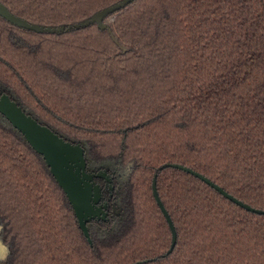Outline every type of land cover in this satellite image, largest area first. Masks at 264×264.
<instances>
[{
  "label": "trees",
  "instance_id": "16d2710c",
  "mask_svg": "<svg viewBox=\"0 0 264 264\" xmlns=\"http://www.w3.org/2000/svg\"><path fill=\"white\" fill-rule=\"evenodd\" d=\"M42 25L70 24L119 0H0ZM61 34L0 17V84L95 159L128 168L125 221L92 244L42 157L0 121L5 264H264V0H136ZM124 49V50H123ZM174 224L172 252L168 223Z\"/></svg>",
  "mask_w": 264,
  "mask_h": 264
},
{
  "label": "water",
  "instance_id": "95a60500",
  "mask_svg": "<svg viewBox=\"0 0 264 264\" xmlns=\"http://www.w3.org/2000/svg\"><path fill=\"white\" fill-rule=\"evenodd\" d=\"M135 1L136 0H119L96 11L83 20L57 26L29 22L12 13L2 2H0V17L19 28L36 33L49 34H61L96 24L99 30H107L113 40L117 43V39L114 37L109 24L105 20L109 15L123 10ZM0 115L14 130L20 133L30 147L42 157L51 175L65 193L68 202L73 209L79 228L87 238L89 244H92L87 223L92 218L98 217L100 211L99 208L94 207V204L99 199V186L92 182V175L86 172L87 158L83 146L80 143H74L73 141L66 139L46 124L40 122L33 114L26 111L17 100L13 99L7 93L0 96ZM167 167L180 169L199 178L222 194L225 198L247 211L264 214V210L254 208L247 203L238 200L213 181L189 167L176 163H166L163 164L160 169ZM156 180L157 174L155 173L152 180V193L171 232V244L169 249L162 255L164 257L170 254L174 249L177 240V233L171 217L159 197ZM148 261H150V259L139 260L132 264H141Z\"/></svg>",
  "mask_w": 264,
  "mask_h": 264
},
{
  "label": "flooded vegetation",
  "instance_id": "af4514ba",
  "mask_svg": "<svg viewBox=\"0 0 264 264\" xmlns=\"http://www.w3.org/2000/svg\"><path fill=\"white\" fill-rule=\"evenodd\" d=\"M4 93L11 96V94L0 84V96ZM71 141L74 143H80L85 149L87 158L86 172L92 175V182L99 186V199L94 204V207L99 208L100 211L98 217L92 218L87 223L88 231L91 237V231L96 232L97 234L108 231L115 224L116 217L119 216V212H117L119 179L122 177V173H120V171L125 167L118 165L113 159H111L113 161L112 166L101 165L102 159L92 158L88 154V148L85 142L76 140ZM127 168H129V166ZM127 176L128 172L126 175V182Z\"/></svg>",
  "mask_w": 264,
  "mask_h": 264
},
{
  "label": "rangeland",
  "instance_id": "374dc122",
  "mask_svg": "<svg viewBox=\"0 0 264 264\" xmlns=\"http://www.w3.org/2000/svg\"><path fill=\"white\" fill-rule=\"evenodd\" d=\"M0 121H4V118L0 115ZM101 165L104 166H112L113 161L111 159H102ZM128 167V166H127ZM123 168L120 173H122V177L119 179V195H118V202H117V212H119V216L116 217L115 224L105 232H102L100 235H104L114 231L119 225H121L125 221V206L122 202L123 196L125 194V183H126V175L128 172V168ZM2 228V224L0 223V231ZM9 252V245L5 243L2 238L0 237V264H5V258Z\"/></svg>",
  "mask_w": 264,
  "mask_h": 264
}]
</instances>
